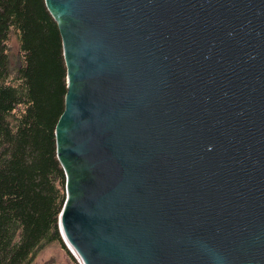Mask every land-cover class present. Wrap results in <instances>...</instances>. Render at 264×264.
Returning <instances> with one entry per match:
<instances>
[{
  "label": "water",
  "instance_id": "1",
  "mask_svg": "<svg viewBox=\"0 0 264 264\" xmlns=\"http://www.w3.org/2000/svg\"><path fill=\"white\" fill-rule=\"evenodd\" d=\"M43 3L62 243L80 264H264V0Z\"/></svg>",
  "mask_w": 264,
  "mask_h": 264
},
{
  "label": "trees",
  "instance_id": "2",
  "mask_svg": "<svg viewBox=\"0 0 264 264\" xmlns=\"http://www.w3.org/2000/svg\"><path fill=\"white\" fill-rule=\"evenodd\" d=\"M63 70L43 0H0V264H30L53 244L66 252L57 229L65 179L54 141Z\"/></svg>",
  "mask_w": 264,
  "mask_h": 264
},
{
  "label": "rangeland",
  "instance_id": "3",
  "mask_svg": "<svg viewBox=\"0 0 264 264\" xmlns=\"http://www.w3.org/2000/svg\"><path fill=\"white\" fill-rule=\"evenodd\" d=\"M11 53L16 50L15 41L11 38L8 43ZM66 252L70 255L73 262L69 260L66 252L57 245H49L35 253L30 264H80L79 260L71 253V251L63 244Z\"/></svg>",
  "mask_w": 264,
  "mask_h": 264
},
{
  "label": "bare ground",
  "instance_id": "4",
  "mask_svg": "<svg viewBox=\"0 0 264 264\" xmlns=\"http://www.w3.org/2000/svg\"><path fill=\"white\" fill-rule=\"evenodd\" d=\"M68 248V247H67Z\"/></svg>",
  "mask_w": 264,
  "mask_h": 264
}]
</instances>
